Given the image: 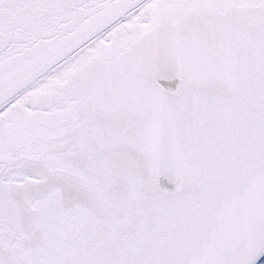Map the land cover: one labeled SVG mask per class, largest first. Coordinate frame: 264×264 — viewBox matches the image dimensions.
Returning a JSON list of instances; mask_svg holds the SVG:
<instances>
[{
    "label": "snow or ice",
    "instance_id": "1",
    "mask_svg": "<svg viewBox=\"0 0 264 264\" xmlns=\"http://www.w3.org/2000/svg\"><path fill=\"white\" fill-rule=\"evenodd\" d=\"M0 264H264V0H0Z\"/></svg>",
    "mask_w": 264,
    "mask_h": 264
}]
</instances>
